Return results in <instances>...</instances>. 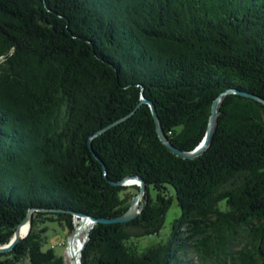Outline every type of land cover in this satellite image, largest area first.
Returning <instances> with one entry per match:
<instances>
[{"label": "trees", "instance_id": "trees-1", "mask_svg": "<svg viewBox=\"0 0 264 264\" xmlns=\"http://www.w3.org/2000/svg\"><path fill=\"white\" fill-rule=\"evenodd\" d=\"M228 89L264 97V0H0V245L38 209L0 264H66L49 224L121 216L139 188L113 182L131 175L140 215L92 225L83 264H264V105L228 95L193 160L139 107L193 151ZM174 200L169 237L142 248Z\"/></svg>", "mask_w": 264, "mask_h": 264}, {"label": "water", "instance_id": "water-1", "mask_svg": "<svg viewBox=\"0 0 264 264\" xmlns=\"http://www.w3.org/2000/svg\"><path fill=\"white\" fill-rule=\"evenodd\" d=\"M230 94H237L240 96L248 97V98H251V99L256 100L258 102H261L264 105V97L258 96L255 94H251V92L240 91L237 89H228L225 92H222L219 95V97L215 100V102H213L212 109H211V116H209L208 128L206 130L205 136H204L202 142L193 151L192 150L184 151V150L178 149L177 146L172 144L171 140L169 139V137L164 132V129H163L164 127H163L161 120L158 116L159 113L157 111V108H156L155 104L153 102H151V100L143 97V99H141L139 107L143 104L149 105V107L151 108V111H152V117L156 123V127H157L156 131L158 133V136L161 139V141L163 142V144L169 150H171L174 154L178 155L179 158L192 159L193 160V159H196V158H199L200 156H202L206 152V150H208L210 144H212L216 130L218 129V116L220 114L221 104H222V102H224L225 98ZM135 111L133 113H135ZM133 113H130L125 118L118 120L117 122L113 123L110 126H106L104 129L99 131L94 137H92L91 140H89V145H90L92 151H93L92 140H94L95 137L99 136L104 131L109 130L112 127L117 126L120 122H124L130 116H132ZM94 156L99 161H102L97 156L96 153ZM104 167H105L104 172H105L106 178L108 179L107 171H106L107 168H106L105 164H104ZM113 185H120V186L134 185V186H137L139 188V192L137 193V195L135 197H133L131 204H130V208L128 209V211L126 213L122 214L121 216H116L114 218H105V217L104 218H95V217H91L90 215L79 214V213L73 212L75 217L76 218L90 219V221L93 223V226H95L97 223H104V224H108V225L116 224V223L126 224V223H129L132 220L134 221L136 218H138V216L141 213L142 201L144 199H146V192H147L146 181L141 176L131 175V176H128L126 179H124L122 182H117V183L113 182ZM37 210L38 209H33V208L29 210V213L26 216V218L22 221V223L18 224V226L16 228V232L14 234V237L11 238L10 242L6 245H0V253L6 254L9 252H12L16 248V246L19 245V243L24 238H26L28 236L30 229H31L32 220H33V213ZM26 222H29L28 231H27V233L23 234L20 231V229L23 226V224ZM74 230H75V226H74ZM89 240H90V231L87 232L86 240H84V245L81 248V254H79V256H80L79 264H83L82 254H83L84 249H85ZM69 244H70V241H69Z\"/></svg>", "mask_w": 264, "mask_h": 264}, {"label": "rangeland", "instance_id": "rangeland-1", "mask_svg": "<svg viewBox=\"0 0 264 264\" xmlns=\"http://www.w3.org/2000/svg\"><path fill=\"white\" fill-rule=\"evenodd\" d=\"M132 186V185H130ZM152 195L155 197V192L152 190ZM179 215H181V210L177 207L176 201L174 200V203L169 211L168 214H166L165 217V223L164 227L160 231L159 234L153 235L149 238H144L139 242L140 246L142 248L148 247L154 243L162 242L166 240L169 235L172 228V223L175 218H178ZM77 218H74V224L76 229L77 225H79V221L76 220ZM93 225V223H92ZM92 225L88 227L87 231L83 233V241L86 240L87 232L92 229ZM75 232V231H74ZM74 232L70 234L66 228H61V226L58 223H51L49 224V233H48V239L47 241V247H55L59 253L65 258L66 264H73V258L69 257V254L73 250H77L78 246H75V238H74ZM70 241V244H69ZM24 264H29L28 261H26Z\"/></svg>", "mask_w": 264, "mask_h": 264}, {"label": "bare ground", "instance_id": "bare-ground-1", "mask_svg": "<svg viewBox=\"0 0 264 264\" xmlns=\"http://www.w3.org/2000/svg\"><path fill=\"white\" fill-rule=\"evenodd\" d=\"M76 220L79 221V225H77V228L75 227V234H74V238H75V246H78L77 250H73L71 251V253L69 254V257L73 258V264H79V259L80 256L79 254H81V248L84 245V241H83V233L85 231H87L88 227L92 225V222L90 221V219L87 218H77ZM28 224L29 222H26L23 224V226L21 227L20 231L25 234L28 231Z\"/></svg>", "mask_w": 264, "mask_h": 264}]
</instances>
